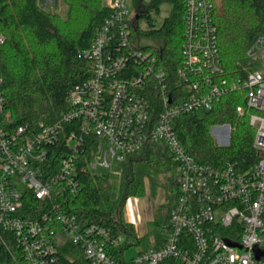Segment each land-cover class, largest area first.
I'll use <instances>...</instances> for the list:
<instances>
[{"label":"built area","instance_id":"built-area-1","mask_svg":"<svg viewBox=\"0 0 264 264\" xmlns=\"http://www.w3.org/2000/svg\"><path fill=\"white\" fill-rule=\"evenodd\" d=\"M102 2L108 16L79 52L90 62L88 76L69 88L55 121L15 125L4 115L0 73V241L12 238L22 264L78 254L87 264H264V28L231 72L221 61L211 0H185L180 62L169 78L132 33L133 0ZM5 39L0 30V45ZM230 93H241L236 114L254 131L256 157L245 170L237 160L198 161L176 131L179 117L210 111ZM213 127L215 143L228 145L233 126L216 123L210 133ZM149 141L176 163V198L151 246L127 258L121 233L83 222L64 200L81 191L87 169L109 168ZM31 198L38 203L26 207ZM64 239L69 255L60 249Z\"/></svg>","mask_w":264,"mask_h":264},{"label":"trees","instance_id":"trees-1","mask_svg":"<svg viewBox=\"0 0 264 264\" xmlns=\"http://www.w3.org/2000/svg\"><path fill=\"white\" fill-rule=\"evenodd\" d=\"M66 5L62 15L45 10L39 0H0V30L5 42L0 45V73L5 95L4 115L15 125L36 126L39 121H55L67 106L69 88L88 76L90 62L79 52L90 46L93 31L108 16L102 0H61ZM185 0H133L138 13L133 19L132 33L141 37L158 38L160 47L154 49L157 66L169 78L174 77L180 62L184 30ZM213 19L217 28L218 47L223 66L236 73L246 61L245 52L264 28V0H211ZM171 8L157 27L150 12H160L162 4ZM148 28L140 27V20ZM154 103V102H153ZM242 103L241 93H230L212 110L201 115L181 116L176 131L185 148L198 161L212 165L225 160H237L245 170L256 157L251 148L254 131L247 116H237L235 106ZM227 122L233 126L228 145L215 143L210 127ZM120 182L117 198L111 197L108 175L87 169L79 175L82 189L64 201L68 209L85 223L99 222L112 226L119 233L139 241L133 226L123 219V206L131 196L144 191V179L165 176L168 196L163 205L167 222L169 210L176 198V163L167 148L149 141L137 153L120 163ZM36 204L34 198L25 201ZM0 241V264H22V256L7 240ZM59 264H87L82 254L75 260L60 258Z\"/></svg>","mask_w":264,"mask_h":264},{"label":"rangeland","instance_id":"rangeland-1","mask_svg":"<svg viewBox=\"0 0 264 264\" xmlns=\"http://www.w3.org/2000/svg\"><path fill=\"white\" fill-rule=\"evenodd\" d=\"M148 1V0H145ZM41 6L50 12H56L64 14L66 11V5L61 0H39ZM136 7H131L130 18L136 14ZM171 6L168 3L162 4L160 12L157 14L154 11L150 12V19L155 27L159 26L164 17L168 15ZM140 27L142 29L148 28V22L145 19H141ZM139 44L142 46H150L154 49L160 47L161 40L158 38L141 37L139 38ZM211 134L216 143H220L221 140L216 136V128L211 129ZM95 172L101 175H108V179L111 182V197L117 198L120 182V164L113 162L111 167H99ZM165 176H159L154 178L150 183L148 178L144 179V191L140 196H131L128 198L123 206V219L127 223L131 224L135 229L139 241L128 237L121 232L123 238L124 256L131 257L138 247L151 246L150 237L158 231L159 225L164 221L166 217V207L163 203L166 201L168 191L164 187ZM139 197V198H138ZM126 218V219H125ZM142 232V235H141ZM140 233V234H139ZM60 249L64 255L70 254V242L63 240L60 245Z\"/></svg>","mask_w":264,"mask_h":264},{"label":"crops","instance_id":"crops-1","mask_svg":"<svg viewBox=\"0 0 264 264\" xmlns=\"http://www.w3.org/2000/svg\"><path fill=\"white\" fill-rule=\"evenodd\" d=\"M139 198V197H138ZM126 219V218H125ZM127 220V219H126ZM128 221V220H127ZM140 234V233H139ZM138 235V234H137ZM141 235H142V232H141Z\"/></svg>","mask_w":264,"mask_h":264}]
</instances>
